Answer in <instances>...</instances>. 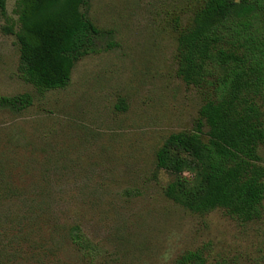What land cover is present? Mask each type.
<instances>
[{
	"label": "rangeland",
	"instance_id": "374dc122",
	"mask_svg": "<svg viewBox=\"0 0 264 264\" xmlns=\"http://www.w3.org/2000/svg\"><path fill=\"white\" fill-rule=\"evenodd\" d=\"M205 0H85L103 31L70 83L38 90L19 74V0L0 10V95L29 93L21 110L0 107V264H264V211L244 222L224 208L196 213L167 197L175 175L157 151L191 131L203 89L178 74V37ZM264 110V104H263ZM208 127L205 126V131ZM259 153L264 164V144ZM97 246L87 262L69 232Z\"/></svg>",
	"mask_w": 264,
	"mask_h": 264
},
{
	"label": "trees",
	"instance_id": "16d2710c",
	"mask_svg": "<svg viewBox=\"0 0 264 264\" xmlns=\"http://www.w3.org/2000/svg\"><path fill=\"white\" fill-rule=\"evenodd\" d=\"M7 1L0 10L7 17ZM85 0H19L18 24L4 29L20 45V77L38 90L66 87L76 63L98 51L102 29L82 11ZM178 74L206 93L191 131L170 134L157 166L175 175L166 195L196 212L224 208L244 222L264 211V0H205L178 37ZM29 93L0 95V107L21 111ZM205 126L208 130L205 131ZM87 262L97 246L80 226L69 232ZM178 264L209 263L200 250Z\"/></svg>",
	"mask_w": 264,
	"mask_h": 264
}]
</instances>
